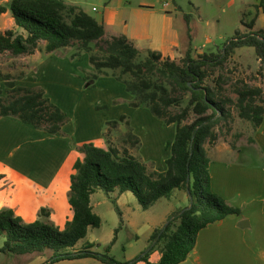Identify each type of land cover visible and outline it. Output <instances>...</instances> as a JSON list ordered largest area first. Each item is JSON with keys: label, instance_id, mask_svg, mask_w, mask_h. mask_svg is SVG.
Segmentation results:
<instances>
[{"label": "trees", "instance_id": "1", "mask_svg": "<svg viewBox=\"0 0 264 264\" xmlns=\"http://www.w3.org/2000/svg\"><path fill=\"white\" fill-rule=\"evenodd\" d=\"M256 7L264 14V0ZM5 9L0 6V12ZM8 9L22 33L14 30L1 33L0 53L32 54L40 41H45L44 51L50 53L76 42L89 54V61L98 74L104 73V69L129 74L130 80L115 76L123 80L126 90L132 94L131 105L148 107L167 125L175 124L176 131L169 145L170 156L165 160L166 169L149 170L130 152V148L139 146L140 139L133 133L126 116L108 121L107 138L119 122L127 125L128 129L121 137L122 147L115 146L109 138L107 148L92 143L79 147L83 158L74 163L68 193L73 215L64 229L42 220L50 217L49 209H40L38 219L25 223L12 209L3 208L0 210V253L41 255L49 252L44 264L87 257L101 264H179L194 249L200 230L230 214L241 213L239 208L211 191L209 159L204 145H213L218 139L215 127L232 117L230 110L224 107L231 100H216L215 91L204 85V80L210 69L222 68L241 47H252L260 68L264 69V28L235 34L216 52H204L195 57L188 49L177 63L151 49L141 60L140 50L124 35L108 39L101 48L103 56L92 53V43L96 44L105 34L104 25L82 8L64 0H10ZM7 76L9 89L6 96H1L0 89V116H14L49 134H60L67 120L65 112L46 97L42 89L16 86ZM96 77L95 74L93 78ZM236 93L238 116L251 122L254 128L260 126L264 117L262 88L243 84ZM186 94H189L187 104L177 113H169L170 107L180 106ZM191 114L196 118L183 123ZM98 189L108 197L120 217L116 198L111 195L115 191L118 194L131 192L143 210L149 209L160 198H170L174 189L184 190L190 203L173 212L162 228L152 232L145 252L131 260L118 261L110 254L115 237L103 252L93 249L95 243L75 247L86 237L90 227L97 228L101 224V218L90 204L91 194ZM176 221L179 223L174 225ZM159 242H163L161 256L153 263L149 256Z\"/></svg>", "mask_w": 264, "mask_h": 264}, {"label": "rangeland", "instance_id": "2", "mask_svg": "<svg viewBox=\"0 0 264 264\" xmlns=\"http://www.w3.org/2000/svg\"><path fill=\"white\" fill-rule=\"evenodd\" d=\"M64 1L77 5L96 19H99L103 12L105 3L116 9L119 12V20L125 19L130 28H135L143 36L142 41L139 42L141 60L144 59L149 49L145 40L147 34L155 35L163 28L181 35L182 44L177 55L174 58L168 57L177 63H180L188 49H191L195 57L204 52H216L235 34H246L252 30L264 28L256 8L260 0ZM93 7L98 11L92 10ZM121 29L119 25L115 32L119 33ZM107 40L108 38L103 37L96 44L92 43V53L103 56L104 52L101 48L105 46ZM154 42L160 44L159 40ZM12 58L7 52L0 55L1 79L6 75L9 78H12V75L24 76L28 65L27 60L22 58V55L15 59ZM257 60L252 47L238 48L222 68L210 69L208 77L204 80V85L215 91L216 100H231L224 104V107L230 110L232 117L222 120L215 127L218 134L217 141L220 143L228 142L233 145L239 139L241 143L243 140L251 139L252 136L264 147V136L255 132L257 127L254 128L251 122L238 116L237 108L236 90L243 84L255 86L260 82L262 69ZM35 67V75L32 78H35L33 80L37 83L34 87L42 89L45 96L67 115L62 133L58 134L64 135L63 139L43 129H38L36 146L38 172L58 173L60 179L64 181L67 178L70 183L74 162L83 158L79 150L81 145L92 143L97 147L107 148L109 138L115 146L121 148V137L128 129L125 122H119L118 127L111 129L108 138L106 137L109 131L107 122L118 120L121 115L126 116L133 133L140 139L139 146L130 148V152L143 161L149 170L163 171L166 169L165 160L170 156L169 145L174 140L176 125H167L163 119L152 114L146 106L133 107L131 105L133 96L126 90L123 82V80L132 78L129 74H122L120 70L111 69H104V73L98 74L89 61V54L82 51L76 42L69 47L53 51L50 56H44L35 64ZM95 74L96 79L93 78ZM115 75L123 80L117 79ZM6 86L7 84H0L3 97L8 91ZM188 98L189 94H186L180 106L170 107L169 113H177L187 104ZM195 118L196 116L191 114L183 123H190ZM59 141H62L64 147L58 146L55 149L51 146ZM205 146L208 149L212 147L208 143ZM54 149L56 152H52ZM237 156L238 160L234 158V161L226 159L225 154L214 156L210 153L207 156L208 159L210 158L209 164L210 160L212 161L211 169L216 180L221 179V169H224L222 163L240 161V166L241 164L254 166L252 163L256 162L260 153L252 145L242 143L240 154ZM227 177L238 180L233 168L227 172ZM240 189H242L241 178ZM131 197V200L126 198L122 200L123 219L102 190L98 189L93 198L95 206L98 201H101V204L96 206V210L103 212L104 219L99 228L91 230L87 239L96 240L95 247L99 252H103L105 246L111 243V239L117 236L115 244L110 246V254L118 261H125L130 257L133 259L134 256L145 252L150 245L151 233L155 229L162 228L173 212L189 206L190 203L188 194L182 189H174L170 198H160L147 210L140 207L133 194ZM47 219L42 220L52 222L60 230L64 229L65 226L63 228L56 226L50 217ZM178 223L179 221H176L174 225ZM115 230H117L116 233ZM162 246L163 242L156 244L149 256L151 262L159 261ZM10 256H13V261L9 263L2 261V256H0V264H20L31 255L10 254Z\"/></svg>", "mask_w": 264, "mask_h": 264}, {"label": "crops", "instance_id": "3", "mask_svg": "<svg viewBox=\"0 0 264 264\" xmlns=\"http://www.w3.org/2000/svg\"><path fill=\"white\" fill-rule=\"evenodd\" d=\"M9 1L0 0V6L6 8L0 12V34L6 30L22 33V30L16 26L8 9ZM92 10L98 11L95 7ZM257 13L259 19L263 21L262 27H264V14L262 10L257 8ZM96 20L104 25V38L110 39L112 36L124 35L140 50L141 46H139V42L142 41L143 36L135 28H130L125 19L119 20V12L116 9L105 3L103 12L99 19ZM119 25H121L122 29L118 33L115 31ZM145 40L149 49L160 52L163 57L171 58L177 55L182 44L181 35L179 36L174 31L171 33L165 28L157 31L155 35L148 33ZM155 40H159L160 44L155 43ZM45 44V41H40L38 49L34 53L22 55V58L28 62L24 76H14L11 74L12 78L8 76V81H13L16 86L34 87L37 83L36 80H33L35 78H32L35 75V64L43 59L44 56H50L52 53L44 51ZM6 52L10 54V52ZM4 53H0V55ZM11 56L13 57L12 59H15L21 55ZM258 64L260 66V62ZM259 79L260 82L255 86L262 88L264 98V69H262ZM6 83L5 77L0 80V84L4 85ZM6 88L7 90L9 89L8 86ZM255 132L264 136V117ZM37 135L38 129L23 123L20 119L14 116H0V210L3 208L12 209L15 215L21 217L25 223H29L38 219L40 209L47 208L50 211V219L56 226L63 228L73 215L68 203L70 183L67 178L64 181L60 179L58 173L37 171ZM63 136L56 135L57 138L62 139L65 138ZM242 143L250 144L254 149L259 151V158L256 159V162L252 163L254 166H246L245 164H241L240 166V161L237 163L221 162L224 165V169L220 168L221 179L218 181L214 178L211 160L209 164L212 192L222 197L229 205L239 208L241 213L230 214L224 219L216 221L200 230L194 249L179 264H264V147L251 136V139L243 140L241 143L239 139L233 145L228 142L220 143V141L216 140L212 147L208 149L204 145V148L207 156L210 153L214 156L216 154H225L227 156L226 159L234 161V158L238 160L237 154H240V144ZM51 146L55 149L58 146L64 147L62 141L56 142ZM55 149L52 152H56ZM232 168L235 169L238 180L227 177V172ZM240 178L242 189H240ZM236 185L238 186L235 187ZM95 194H97V190L91 194L90 204L93 211L101 218L102 224L104 219L103 212L96 210V206L98 207L101 201H98L96 206L94 205L93 198ZM111 195L116 198L123 219L122 200L124 198L131 200L132 193L124 192L118 194L115 191ZM92 229L95 228L90 227L88 229L86 237L77 242L76 248H80L86 243L96 244V240L87 239ZM116 239L117 236H115L114 244ZM93 249L98 251V248L95 246ZM30 255L20 264H44L48 257L47 253ZM0 256H2L1 260L4 262L9 263L13 261V256L11 257L9 254L0 253ZM130 259L132 258H126L125 261ZM51 264L101 263L94 258L87 257L72 260L65 259Z\"/></svg>", "mask_w": 264, "mask_h": 264}]
</instances>
